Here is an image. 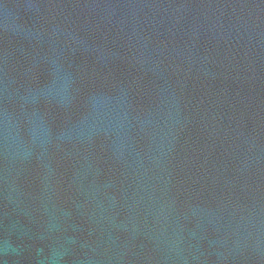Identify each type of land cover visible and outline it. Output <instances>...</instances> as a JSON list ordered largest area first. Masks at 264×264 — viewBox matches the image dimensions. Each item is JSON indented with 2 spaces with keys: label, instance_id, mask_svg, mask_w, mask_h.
Listing matches in <instances>:
<instances>
[{
  "label": "water",
  "instance_id": "obj_1",
  "mask_svg": "<svg viewBox=\"0 0 264 264\" xmlns=\"http://www.w3.org/2000/svg\"><path fill=\"white\" fill-rule=\"evenodd\" d=\"M0 264H264V0H0Z\"/></svg>",
  "mask_w": 264,
  "mask_h": 264
}]
</instances>
